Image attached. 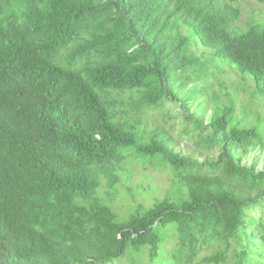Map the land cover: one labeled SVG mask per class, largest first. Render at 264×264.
Returning <instances> with one entry per match:
<instances>
[{"label": "trees", "instance_id": "trees-1", "mask_svg": "<svg viewBox=\"0 0 264 264\" xmlns=\"http://www.w3.org/2000/svg\"><path fill=\"white\" fill-rule=\"evenodd\" d=\"M257 1L0 0V264L153 262L167 226L175 264H264V124L212 90L229 63L264 98ZM133 160L176 192L119 221L98 193Z\"/></svg>", "mask_w": 264, "mask_h": 264}, {"label": "rangeland", "instance_id": "rangeland-1", "mask_svg": "<svg viewBox=\"0 0 264 264\" xmlns=\"http://www.w3.org/2000/svg\"><path fill=\"white\" fill-rule=\"evenodd\" d=\"M241 10L240 24L244 25L248 18L259 19L263 10V3L257 0H236ZM223 72L214 80L212 90H216L222 99L226 98V92L229 98H234V117L242 119L245 124L255 122L260 116L264 124V98L255 93V82L250 75L241 76L236 70L230 67L229 63L220 64ZM245 77L246 81L242 80ZM219 81L222 86H219ZM164 112L173 115H180L178 107L168 104ZM149 118V128L156 125L166 126L174 125L175 134L183 130L185 124L181 117L163 118L157 113ZM185 142L188 140L186 138ZM185 142L183 143L185 145ZM133 160L127 163L124 170L120 172L121 181L112 190L116 193L114 199H106L103 189L98 196L102 199V204L110 207L118 216L119 221H123L135 212L138 203L145 207H150L155 199H160L168 194L176 192L171 183V174L168 168H157L144 166ZM167 226L160 230L162 236L166 237L160 246L158 257L152 262L148 257V246H144L139 253H134L130 248L121 260L114 261V264H175V258L171 251L176 243V233L168 229ZM168 229V230H167ZM167 230V232H166Z\"/></svg>", "mask_w": 264, "mask_h": 264}]
</instances>
